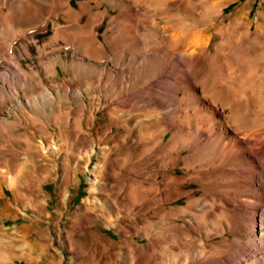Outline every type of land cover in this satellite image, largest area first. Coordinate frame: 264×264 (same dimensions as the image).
<instances>
[{
  "label": "bare ground",
  "instance_id": "6f19581e",
  "mask_svg": "<svg viewBox=\"0 0 264 264\" xmlns=\"http://www.w3.org/2000/svg\"><path fill=\"white\" fill-rule=\"evenodd\" d=\"M229 1L96 0L73 9L69 0H0V53L5 51L0 94L16 104L15 118L28 117L26 108L37 115L35 108L60 97L84 103L93 84L102 86L107 139L124 149L119 165L103 161L112 180H120L116 197L122 218H136L148 228L150 217H157L152 224L165 225L164 240L176 227L181 239L201 247L187 251L179 264H264V11L253 22L240 7L223 21ZM103 3L116 13L110 15ZM25 6L43 20L54 23L63 14L72 22L57 27L45 45L61 40L76 59L54 58L41 70L24 68L21 58L30 54L39 32L15 22ZM84 14L88 20L81 25ZM105 17L108 28L101 40L98 28ZM101 60L105 64L99 67ZM57 64L71 71L60 83L53 80ZM253 74L262 83L254 90L247 81ZM32 87L38 91L29 93ZM81 109L55 102L53 112L80 118ZM112 127L122 132L116 136ZM193 183L197 187L187 189ZM180 198L185 204L177 206ZM107 202L117 207L114 199ZM198 210L211 220H198ZM153 232L142 233L147 242L140 263L178 264L162 254L163 242ZM215 234L218 248L212 246ZM168 247V254L181 251L172 243Z\"/></svg>",
  "mask_w": 264,
  "mask_h": 264
},
{
  "label": "rangeland",
  "instance_id": "374dc122",
  "mask_svg": "<svg viewBox=\"0 0 264 264\" xmlns=\"http://www.w3.org/2000/svg\"><path fill=\"white\" fill-rule=\"evenodd\" d=\"M81 1L96 4V0H69L73 9H77ZM103 6L108 8L110 15L116 13L107 3ZM240 7L245 8L248 21L256 22L260 11H264V0L229 1L222 13L223 21L234 17ZM38 15L32 6H25L14 16L19 26L39 31L36 45H29L30 54L21 58L24 68L41 70L54 58L58 61L76 59L77 55L65 49L61 40L54 46L45 45L57 27L69 26L72 22H65L63 14H59L54 23ZM87 20L88 15L84 14L80 24L84 25ZM108 21L109 17H105L98 28L101 40ZM228 43L223 44L225 49L230 47ZM14 44L15 41L9 48L12 49ZM48 53H51L49 57ZM4 54L5 51L0 56ZM104 64L102 60L96 63L99 67ZM57 69L58 75L53 79L56 83L71 74L61 64H57ZM40 74L48 75L45 71ZM253 75L247 78L252 90L262 84L261 78ZM74 82L81 83L82 79ZM6 88L10 92V87L6 85ZM27 91L35 93L38 88ZM103 92L102 86L93 84L84 93V103L60 97L35 108L37 115L26 108L28 117L21 122L13 115L19 114L14 101L0 94V264H141L142 247L147 242L142 233L147 230L149 233L150 229L154 231L151 236L163 242L161 252L164 256L169 255V261L174 259L179 264L186 258L187 251L201 249L181 239L176 227L170 229L169 238L164 240L165 225L152 224L157 217H150L152 223L148 228L136 218H132V222L123 220L122 201L116 197L120 180H112L113 175L108 173L103 161L111 160L119 165L124 149L113 147V137L107 139V117L101 101ZM262 94L264 96V90ZM55 102L62 108L70 107L75 111L82 108L85 116L77 118L73 114L66 116L53 112ZM111 129L116 136L122 132L120 127ZM92 142L97 147H92ZM23 167L25 171L21 170ZM111 169L115 171L114 167ZM186 187L193 189L197 185L193 183ZM109 198L114 199L119 208L109 206ZM185 201L180 198L175 204L182 206ZM195 216L201 221L205 218L211 220L200 210ZM215 235L212 246L218 248L219 236ZM170 242L181 249L178 255L168 254Z\"/></svg>",
  "mask_w": 264,
  "mask_h": 264
}]
</instances>
